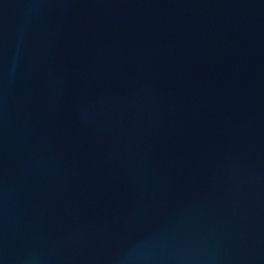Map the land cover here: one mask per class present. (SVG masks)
<instances>
[{"label":"water","instance_id":"obj_1","mask_svg":"<svg viewBox=\"0 0 264 264\" xmlns=\"http://www.w3.org/2000/svg\"><path fill=\"white\" fill-rule=\"evenodd\" d=\"M0 264H264V0H0Z\"/></svg>","mask_w":264,"mask_h":264}]
</instances>
